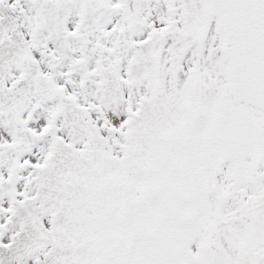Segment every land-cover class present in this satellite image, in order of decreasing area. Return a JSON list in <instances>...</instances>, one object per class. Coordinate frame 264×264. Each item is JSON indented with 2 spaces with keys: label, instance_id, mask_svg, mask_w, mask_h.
I'll return each mask as SVG.
<instances>
[{
  "label": "snow or ice",
  "instance_id": "snow-or-ice-1",
  "mask_svg": "<svg viewBox=\"0 0 264 264\" xmlns=\"http://www.w3.org/2000/svg\"><path fill=\"white\" fill-rule=\"evenodd\" d=\"M0 264H264V0H0Z\"/></svg>",
  "mask_w": 264,
  "mask_h": 264
}]
</instances>
